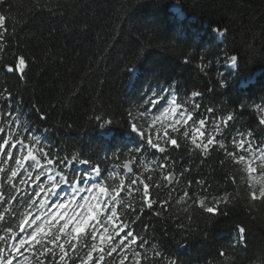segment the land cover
Masks as SVG:
<instances>
[{
    "label": "trees",
    "instance_id": "obj_1",
    "mask_svg": "<svg viewBox=\"0 0 264 264\" xmlns=\"http://www.w3.org/2000/svg\"><path fill=\"white\" fill-rule=\"evenodd\" d=\"M175 4L180 13L173 12L184 18L170 12ZM0 15L8 17L5 51L0 52V92L5 97L0 99V136L7 138L18 118L25 132L20 138L28 142L27 135L40 136V147L50 158L77 155L91 161V166L65 163L62 167H70L72 178L92 166L102 169L100 179L106 186H118L119 178L130 185L133 179L151 175L149 198L156 201L152 209L139 211L142 185L131 197L121 191L132 208L125 217L129 226L120 236L134 233L131 246L142 253L141 264H167L169 258L177 264H264V199H251L245 167L238 162L245 154L234 143L241 133L252 132L255 145L264 146V125L255 107L264 106V0H0ZM214 28L226 29L221 42L212 34ZM20 54L28 63L25 73L7 72ZM231 55L238 56L235 72L225 70ZM201 63L209 65L203 73ZM256 73L252 85L239 87V81ZM192 91L202 93L195 98L200 107L193 121L198 125L205 119L201 130L214 138L212 150L206 157L194 150L180 138L183 129L173 134L180 148L167 145L166 153L151 149L147 138H155L159 127L157 122L149 128L152 117L168 104L172 92L191 109ZM149 97L155 105L143 104ZM209 108L214 110L211 114ZM141 111L147 115L139 117ZM130 112L138 117L140 136L132 133ZM228 115L234 119L221 124ZM193 121L185 126L189 137ZM216 141H223L225 149ZM135 147L143 151L136 153ZM126 162L131 173L124 171ZM58 163L54 159L53 166ZM110 171L118 175L109 179ZM170 173L174 181L166 187L164 176ZM8 174H0V195L5 197L0 212L13 196L15 207L23 195L7 183ZM46 179L47 174L36 184ZM13 183L36 188L19 185V177ZM185 193V202L177 203ZM225 195L229 201L220 203L219 214L205 224L211 214L203 213L198 201L206 198L211 203ZM19 218V212L6 214L4 226L18 224ZM240 228L245 232L238 242ZM141 238L149 242L145 248L139 247ZM90 245L87 237L82 255ZM152 245L164 259L153 256ZM105 260L119 264L118 253ZM125 264H133L131 253Z\"/></svg>",
    "mask_w": 264,
    "mask_h": 264
},
{
    "label": "snow or ice",
    "instance_id": "obj_2",
    "mask_svg": "<svg viewBox=\"0 0 264 264\" xmlns=\"http://www.w3.org/2000/svg\"><path fill=\"white\" fill-rule=\"evenodd\" d=\"M8 17L0 15V52L5 51L4 41L7 35V21ZM220 36L226 35V29L220 30L213 29ZM14 65H8L6 71L9 73L17 72L24 74L28 66L26 57L23 54L14 57ZM238 61L237 55L227 57L229 65H236ZM185 62H188L187 60ZM209 67L208 64L201 63L198 68L201 73ZM132 69H129L131 71ZM10 96L11 93H8ZM155 95V93H154ZM202 93L198 91L191 92L192 107L191 109L186 103L178 99V95L172 92L169 100V106L166 107L158 116L152 117V123L149 128L159 122V127H156V137L148 136L147 145L151 149H155L159 153H166L168 151L167 145L173 148H180L181 144L178 143L177 135L181 134V139L189 142L194 150H198L206 157L212 150L214 145V138L211 135L205 136L201 130L204 128L206 121L201 118L198 125L193 121V115L200 105L195 103V98L201 96ZM4 93L0 92V99H3ZM156 104L153 97L143 101L144 105L149 103ZM257 111L264 113V107L255 105ZM210 114L214 111L212 108L207 110ZM147 113L141 111L138 116L145 117ZM129 116L132 117L131 130L138 132L140 125L136 123L138 117L133 116L130 112ZM44 118V117H42ZM99 119V117H97ZM234 119L232 115H228L225 119L221 120V124ZM193 121L191 127V137H189V130L186 125ZM17 127L10 131L7 138L0 136V174L7 175V183L14 188L16 193H22L20 196L19 204L13 207V196L7 201L8 207L0 212V264H69L79 258V264H108L105 257H112L114 253H118L119 264H125L128 259V253L132 255L133 264H141L142 253L132 247L136 241V236L132 231H126L124 236L120 233L125 232L129 223L125 217L128 216L127 209L132 208L131 203H126L125 199L121 196V191L126 190L129 197L132 196L133 190L140 193L139 185L143 186L141 194L142 205L139 209L140 212L145 210V207L152 209L155 200L150 197V182L153 180L151 175L146 179L136 178L131 181L130 185H126L124 178H119L118 186H106L105 181L100 179L102 169L98 166H92L89 171L86 169L84 172H77L75 178H72L68 173L70 167L74 162L79 165L91 166V161L82 159L77 155H72L71 158L64 157L60 159L58 156L50 158V153L46 152L41 145V137L35 134L27 135V141L20 138L25 135L19 126V120L16 119ZM107 123H111L108 121ZM215 123V121H213ZM260 125H264V115H261L259 120ZM103 127V125H101ZM219 127L217 131H219ZM4 129L0 128V132ZM162 133V134H160ZM253 133L247 132L240 134L239 141H235V147L243 149L249 153L250 158L246 160L245 155L238 157V162L246 164V172L248 174V182L250 186L249 195L253 201L257 199H264V146H256L252 138ZM220 149H225L223 141H216ZM6 145L8 147H6ZM17 151L14 152L13 150ZM136 153H141V147L133 149ZM227 156L233 160L237 157L232 152H227ZM41 158L44 163L42 164ZM54 159H58L59 163L55 166ZM14 160V165L10 161ZM254 161H259V168L254 166ZM143 163V161H142ZM151 163L155 164V161ZM147 171V164L144 165ZM60 168L61 170H58ZM123 168L131 173L133 169L129 163H124ZM161 170L165 168L164 164L160 165ZM39 170V171H37ZM259 171V175H255ZM35 173V178L33 175ZM47 174V179L40 184L36 181ZM118 174L109 172L108 178L112 179ZM19 177V185L36 184L35 189H22L18 187L13 181ZM58 178V179H57ZM164 180L169 184L173 182V177L165 175ZM46 185H50L46 187ZM83 185V186H82ZM259 185L257 188L256 186ZM0 183V187H2ZM70 189L67 191L65 187ZM34 192V195H29ZM86 193V194H85ZM180 197L177 203L185 202V197ZM37 198L38 201H37ZM227 195L223 197H216L211 203L207 199H200L198 201L199 208L203 213L211 214L204 218L205 224H211L216 215L219 214L218 205L223 202H228ZM5 197L0 195V201H4ZM52 203L49 205V202ZM119 206V208H118ZM23 208V211H19ZM187 212L188 209L186 208ZM19 212L18 224L11 227H5L7 223L6 214L16 216ZM135 212V209H133ZM157 216L161 213L156 212ZM139 219V217H137ZM191 222L192 217H188ZM120 220L119 225L115 221ZM180 227H186L181 224ZM18 228L19 232L16 231ZM244 228L239 229L241 234L238 242L243 240ZM87 237H91V245L88 247L85 254L82 255V250L86 246ZM98 237V243H97ZM119 237V240L115 239ZM148 241L141 238L140 248H145ZM153 256L156 258L164 259L162 253L156 250V246L152 245L151 248ZM94 253L96 254L94 257ZM51 257V259H49ZM58 257V259H57ZM145 260L148 256H143ZM167 264H177L174 259H167Z\"/></svg>",
    "mask_w": 264,
    "mask_h": 264
},
{
    "label": "rangeland",
    "instance_id": "obj_3",
    "mask_svg": "<svg viewBox=\"0 0 264 264\" xmlns=\"http://www.w3.org/2000/svg\"><path fill=\"white\" fill-rule=\"evenodd\" d=\"M225 69H227V70H229V71L233 70L229 64H227V66L225 67ZM168 106H169V105H168ZM168 106H166V107H168ZM166 107H165V108H166ZM263 107H264V106H263ZM165 108H164V109H165ZM164 109H162V110L160 111V113H161ZM160 113H159V114H160ZM260 114H261V115H264V113H261V112H260ZM243 153L245 154L246 160H247L248 158H250L248 152H246V151L243 150ZM259 164H260L259 161H254V166H255V167L259 168ZM243 166L245 167V171H246V164H243ZM246 175H247V177H248L247 172H246ZM255 175H259V171H258L257 173H255ZM256 187L258 188L259 185H257ZM65 189H66L67 191H70V189L67 188L66 186H65ZM85 194H86V193H85ZM51 203H52V201L49 202V205H50ZM97 241H98V237H97Z\"/></svg>",
    "mask_w": 264,
    "mask_h": 264
},
{
    "label": "bare ground",
    "instance_id": "obj_4",
    "mask_svg": "<svg viewBox=\"0 0 264 264\" xmlns=\"http://www.w3.org/2000/svg\"><path fill=\"white\" fill-rule=\"evenodd\" d=\"M179 8V7H178ZM178 8H173L172 10L175 12V13H180V10L178 9ZM181 16H182V18H184V15L181 13ZM231 66V68L232 69H234V67L235 66H232V65H230ZM135 71V70H134ZM133 72V71H132ZM135 74H136V71H135ZM135 74H134V76H135ZM133 76V77H134ZM251 81V83H254L255 82V78L253 79V80H250Z\"/></svg>",
    "mask_w": 264,
    "mask_h": 264
},
{
    "label": "water",
    "instance_id": "obj_5",
    "mask_svg": "<svg viewBox=\"0 0 264 264\" xmlns=\"http://www.w3.org/2000/svg\"><path fill=\"white\" fill-rule=\"evenodd\" d=\"M126 172H127V171H126ZM169 175H170L171 177H173V181H174V175H173L172 173H170ZM172 183H173V182H172ZM172 183H171V184H172ZM171 184H169V182L167 181V182H166V187L170 186Z\"/></svg>",
    "mask_w": 264,
    "mask_h": 264
}]
</instances>
